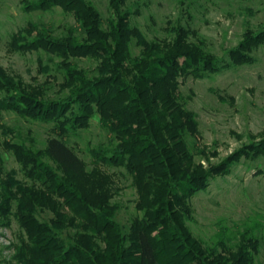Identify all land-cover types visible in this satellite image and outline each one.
Listing matches in <instances>:
<instances>
[{
    "label": "trees",
    "instance_id": "obj_1",
    "mask_svg": "<svg viewBox=\"0 0 264 264\" xmlns=\"http://www.w3.org/2000/svg\"><path fill=\"white\" fill-rule=\"evenodd\" d=\"M128 0H109L104 19L89 0H31L25 10L59 7L75 25L59 34L29 22L12 35L15 50L44 51L41 69L58 88L31 84L0 65V226L18 227L14 249L0 264H255L257 227L236 243L205 246L187 225L192 197L242 159L264 157V136L217 164L196 160L191 142L198 120L186 107L181 81L203 78L253 61L264 29H247L222 64L196 31L181 24L163 38H147L131 22ZM88 60V67L79 64ZM51 71L53 73H51ZM54 82V83H55ZM51 124L42 146L2 122L1 111ZM97 118L107 142L87 162L69 144ZM192 140V141H190ZM4 154L18 168H5ZM122 168L137 192L138 214L127 225L112 172ZM20 173V177L18 176ZM264 176V168L257 170ZM48 213L49 217L45 214Z\"/></svg>",
    "mask_w": 264,
    "mask_h": 264
},
{
    "label": "rangeland",
    "instance_id": "obj_2",
    "mask_svg": "<svg viewBox=\"0 0 264 264\" xmlns=\"http://www.w3.org/2000/svg\"><path fill=\"white\" fill-rule=\"evenodd\" d=\"M27 1L31 0H0V65L28 83L47 82L56 90L61 79L53 81L40 65L49 63V55L42 50H15L11 38L29 22L50 27L55 34L76 23L71 14L59 7L25 10ZM89 1L104 19L108 18L109 0ZM123 8L131 12L132 24L149 39L168 36L171 26L189 27L203 38L222 64L229 62V50L242 40L248 28L264 29V0H128ZM252 56L250 63L181 81V96L198 120L199 133L190 140V145L196 160L204 166L217 164L242 145L264 136V45L254 50ZM79 64L88 67L91 62L84 59ZM1 115L2 122L14 127L23 137L32 134L38 146L53 134L50 123L26 120L5 110ZM68 142L80 157L90 162L89 149L107 142V133L94 118L88 129L70 135ZM4 158L7 170H17L11 155L4 154ZM262 168L264 157L242 159L232 165L229 173L211 179L207 189L192 197L194 214L187 225L205 246L216 245L220 239L232 245L246 228L257 227L255 234L261 246L255 264H264V176L257 173ZM107 170L113 173L118 191L115 201L121 209L117 218L127 225L129 218L138 214L137 192L124 169L107 167ZM17 229L14 221L9 228L0 226V260L13 255L11 244L16 240Z\"/></svg>",
    "mask_w": 264,
    "mask_h": 264
}]
</instances>
